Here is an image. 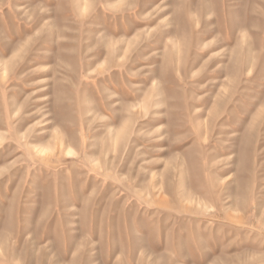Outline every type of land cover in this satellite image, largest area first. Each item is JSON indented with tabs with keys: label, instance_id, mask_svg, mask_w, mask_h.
Segmentation results:
<instances>
[{
	"label": "rangeland",
	"instance_id": "rangeland-1",
	"mask_svg": "<svg viewBox=\"0 0 264 264\" xmlns=\"http://www.w3.org/2000/svg\"><path fill=\"white\" fill-rule=\"evenodd\" d=\"M0 264H264V0H0Z\"/></svg>",
	"mask_w": 264,
	"mask_h": 264
}]
</instances>
